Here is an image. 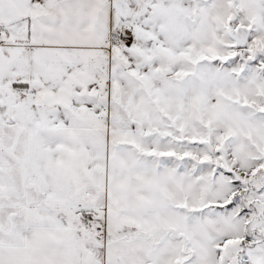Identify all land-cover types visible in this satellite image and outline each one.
I'll return each mask as SVG.
<instances>
[{"label": "snow or ice", "instance_id": "1", "mask_svg": "<svg viewBox=\"0 0 264 264\" xmlns=\"http://www.w3.org/2000/svg\"><path fill=\"white\" fill-rule=\"evenodd\" d=\"M0 264H264V0H0Z\"/></svg>", "mask_w": 264, "mask_h": 264}]
</instances>
